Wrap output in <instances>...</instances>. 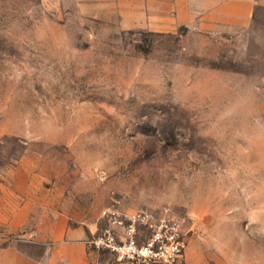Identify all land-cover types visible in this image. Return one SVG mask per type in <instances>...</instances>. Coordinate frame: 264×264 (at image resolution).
Segmentation results:
<instances>
[{
	"label": "rangeland",
	"instance_id": "obj_1",
	"mask_svg": "<svg viewBox=\"0 0 264 264\" xmlns=\"http://www.w3.org/2000/svg\"><path fill=\"white\" fill-rule=\"evenodd\" d=\"M259 44L124 31L114 0H0V264L41 254L5 225L27 180L95 235L117 203L177 218L187 264H264Z\"/></svg>",
	"mask_w": 264,
	"mask_h": 264
},
{
	"label": "crops",
	"instance_id": "obj_2",
	"mask_svg": "<svg viewBox=\"0 0 264 264\" xmlns=\"http://www.w3.org/2000/svg\"><path fill=\"white\" fill-rule=\"evenodd\" d=\"M114 6L124 31L169 33L188 27L248 32L255 43H260L255 46L264 50V0H114ZM30 181L14 192V214L5 222L27 238L21 241L41 249L38 256L25 248L16 251L23 263L110 264V255L89 246L95 235L93 226L81 225L74 214L56 210L52 190L48 195L43 188V199ZM97 225L96 233L104 227L100 219Z\"/></svg>",
	"mask_w": 264,
	"mask_h": 264
},
{
	"label": "built area",
	"instance_id": "obj_3",
	"mask_svg": "<svg viewBox=\"0 0 264 264\" xmlns=\"http://www.w3.org/2000/svg\"><path fill=\"white\" fill-rule=\"evenodd\" d=\"M100 221L104 227L89 246L110 255V264H187L188 242L181 222L171 215L127 214L116 203L101 212Z\"/></svg>",
	"mask_w": 264,
	"mask_h": 264
}]
</instances>
